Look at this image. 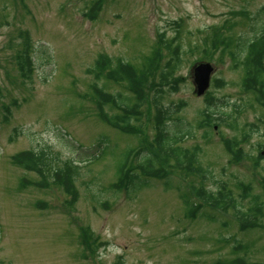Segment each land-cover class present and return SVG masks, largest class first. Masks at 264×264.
Returning a JSON list of instances; mask_svg holds the SVG:
<instances>
[{
  "label": "rangeland",
  "instance_id": "1",
  "mask_svg": "<svg viewBox=\"0 0 264 264\" xmlns=\"http://www.w3.org/2000/svg\"><path fill=\"white\" fill-rule=\"evenodd\" d=\"M263 6L264 0H0V264H264V228H240L231 207L208 205L214 220L191 219L178 190L155 178L132 193L116 192L117 166L141 135L106 124L93 96L95 85L127 94L106 71L119 61L141 66L161 52L158 85L135 121L142 136L155 132L151 102L158 98L192 131L181 144L201 145V161L217 183L206 185L224 184L246 208L244 182L264 203V110L244 87L234 54L240 40L264 34ZM216 33L229 38L213 46ZM101 58L107 60L98 77ZM201 61L215 70L208 92L198 96L192 67ZM167 67L171 79L160 92ZM207 96L221 112L210 124ZM234 136L246 154L238 162L222 142ZM101 137L107 152L90 159ZM26 150H44L56 165L80 161L77 199L50 176L14 164L12 156ZM172 178L183 191L199 183Z\"/></svg>",
  "mask_w": 264,
  "mask_h": 264
},
{
  "label": "trees",
  "instance_id": "2",
  "mask_svg": "<svg viewBox=\"0 0 264 264\" xmlns=\"http://www.w3.org/2000/svg\"><path fill=\"white\" fill-rule=\"evenodd\" d=\"M100 7V2H96L91 9V16H95L94 14L98 13ZM261 13H264V6ZM256 35L254 39L243 38L242 41L240 40L237 43L238 49L234 51V54L237 64L245 72L244 87L253 94L255 100L263 106L264 110V34L259 31ZM227 38L216 33L212 39V45L217 46L222 40L226 42ZM161 56V52L147 55L141 66H134L127 61H119L106 71V78L123 83L129 91L127 94L118 92L114 95L99 85H95L93 88L94 100L99 106V116L106 124L120 129L126 134L141 135L139 146L125 151L124 160L118 164L116 169L117 178L116 182L112 184L113 188L116 192L125 190L132 193V191L148 186L150 181L148 179H159L162 180L165 189L178 190L186 215L191 219L202 217L207 220H214L213 215L204 209L208 205L216 210L225 211L231 207L237 211L236 217L239 219L240 228H264L262 220L264 213L263 199L260 194L252 191L253 188L250 184L239 182L242 187L240 197L248 200L246 208H242V204L236 202L230 189L224 184L216 189L206 185V182L214 180L210 167L204 166L201 161L202 147L198 144H195L194 147L181 144L186 136L193 134L182 119L172 120L171 107L166 106L158 98L152 100L151 103L154 107L153 125L155 128L152 137L146 134L142 136L141 127L135 125V121L140 118V107L150 97L149 91L158 85L155 82V75L161 65ZM105 59L107 60V58L97 59V66L101 64V68L95 71L98 77L102 75L101 72L106 65ZM170 73L168 67L162 70V79L159 85L160 92L164 91L163 86L169 85ZM207 101L208 106L204 112L208 118L204 120V123L210 124L216 119V114L221 112H218V106H215L217 101H212L209 96H207ZM225 114L227 115V113ZM225 114L222 113L224 116ZM262 120L264 121V114ZM251 126L257 127L259 130V125L253 124ZM204 134L205 136L210 135L207 131ZM241 141L242 139L238 136L222 138L225 148L235 162L244 159L246 156ZM107 144L106 138L101 137L96 145L98 153L93 154L90 159L98 158L106 153ZM262 152L263 150L260 152L258 159L263 157ZM12 161L30 172H36L44 177L50 176L53 184L59 185L66 193L71 194L73 200L77 199L75 181L79 175L80 161L66 159L63 165H56L53 158L48 157L47 152L44 150L22 151V153L13 155ZM174 175L182 178H198L199 183L192 184V192L183 191L179 185L173 186L172 177ZM36 184L43 185L42 183ZM114 264H123V262L118 261Z\"/></svg>",
  "mask_w": 264,
  "mask_h": 264
},
{
  "label": "water",
  "instance_id": "3",
  "mask_svg": "<svg viewBox=\"0 0 264 264\" xmlns=\"http://www.w3.org/2000/svg\"><path fill=\"white\" fill-rule=\"evenodd\" d=\"M193 81L195 84L194 91L198 96L204 95L211 84V76L214 72L213 64L201 61L192 67Z\"/></svg>",
  "mask_w": 264,
  "mask_h": 264
}]
</instances>
